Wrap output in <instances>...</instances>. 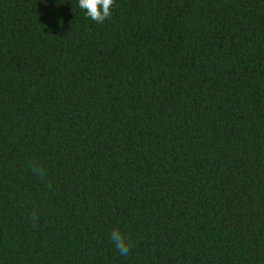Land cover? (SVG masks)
<instances>
[{"label":"trees","instance_id":"16d2710c","mask_svg":"<svg viewBox=\"0 0 264 264\" xmlns=\"http://www.w3.org/2000/svg\"><path fill=\"white\" fill-rule=\"evenodd\" d=\"M111 11L0 0V264H264V0Z\"/></svg>","mask_w":264,"mask_h":264},{"label":"clouds","instance_id":"9594fccd","mask_svg":"<svg viewBox=\"0 0 264 264\" xmlns=\"http://www.w3.org/2000/svg\"><path fill=\"white\" fill-rule=\"evenodd\" d=\"M114 0H78V7L85 11L86 16L96 23H103L112 16ZM29 170L42 182H47L43 166L34 160L28 161ZM51 185H49L50 187ZM35 212L31 215L33 224L38 221ZM109 240L116 252L121 256H128L132 246V240L119 227H114L109 234Z\"/></svg>","mask_w":264,"mask_h":264}]
</instances>
